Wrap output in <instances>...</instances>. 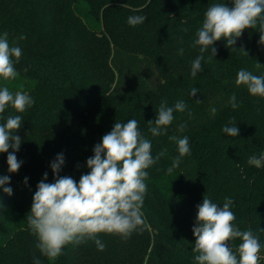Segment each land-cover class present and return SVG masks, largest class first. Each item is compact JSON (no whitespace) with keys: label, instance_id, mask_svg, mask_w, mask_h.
I'll return each instance as SVG.
<instances>
[{"label":"trees","instance_id":"trees-1","mask_svg":"<svg viewBox=\"0 0 264 264\" xmlns=\"http://www.w3.org/2000/svg\"><path fill=\"white\" fill-rule=\"evenodd\" d=\"M214 3L232 6L231 0H0V36L6 32L10 46L22 51L19 63L14 61L18 77L0 78V88L27 92L35 101L23 113L9 106L0 114V124L21 116L15 134L22 141L16 156L23 162L10 173L8 153H0V176L10 177L5 187L13 190L9 196L0 188V264L36 259L40 264H195L192 228L205 195L221 207L231 198L234 225L251 229L264 245V166L247 163L264 153V98L235 84L241 69L264 75L260 22L244 30L234 46L215 42L214 57L211 46L201 54L194 41ZM136 15L145 16V22L130 26L127 18ZM199 55L202 71L193 77ZM193 87L198 89L194 97ZM233 94L240 105L235 110L229 104ZM165 99L169 106L183 100L187 108L173 113L167 134L154 137L147 123L156 119ZM129 119L139 122L154 158L167 149L147 169L144 225L126 239L99 234L103 251L86 240L67 245L50 261L27 222L38 183L45 172L46 182H54L50 164L60 153L65 163L59 175L78 183L90 171L86 161L94 146L116 122ZM230 121L239 128L238 137L222 131ZM182 123L186 127L178 132ZM184 136L190 152L168 174L179 155L173 137ZM240 243L229 242L234 251ZM261 257L264 264V248Z\"/></svg>","mask_w":264,"mask_h":264},{"label":"clouds","instance_id":"clouds-1","mask_svg":"<svg viewBox=\"0 0 264 264\" xmlns=\"http://www.w3.org/2000/svg\"><path fill=\"white\" fill-rule=\"evenodd\" d=\"M232 6L225 3H214L204 13L202 27L198 29V39L194 46H200L203 54L211 46L213 57L217 49L215 42L224 40L226 47L234 46L246 29H256L259 23L260 40L264 45V0H231ZM145 16H129L127 23L137 26L144 23ZM186 31V29H185ZM26 39V37H19ZM243 49V48H241ZM244 50V49H243ZM183 54V49H180ZM248 55V53L245 51ZM22 51L18 46H10L8 34L0 36V78L5 81L15 80L19 73L15 63H19ZM199 55L192 63L191 75L195 77L202 71ZM260 63L257 62V67ZM27 69H25L26 71ZM237 86H246L252 96L264 98V75H254L241 69L235 80ZM198 89L193 87L190 95L194 97ZM34 99L24 91L11 92L7 86L0 88V114L11 106L16 112L23 113L34 105ZM229 104L235 110L240 105L233 94ZM187 108L185 101L179 100L174 106H169L163 100L156 110L155 120L148 121V131L152 136L167 134L168 127L174 119V112L183 113ZM216 113V109H211ZM189 116L191 112L189 111ZM20 115L8 116L4 124H0V153H8L7 165L10 173H16L22 165L16 152L21 147V137L15 132L21 127ZM232 126H225L222 131L231 137L239 136V128L234 121ZM186 124H180L178 132H183ZM177 142L179 155L173 159L167 173L172 174L178 168L181 157L189 154L188 137H173ZM9 149L13 151L9 152ZM151 141L141 132L136 119L126 123L116 122L112 130L102 136L101 142L94 146V155L86 161L90 171L82 174L79 182L71 176H60L65 163L63 153L56 156L50 167L54 182H46L47 172L37 185L33 195L27 222L32 232L37 236V248L50 261L63 255L64 248L69 244L79 245L86 240L95 241L99 250L105 245L97 238L99 234H115L128 238L144 223L142 207L147 192L145 180L151 166L157 164L161 157L167 154L162 149L155 158L152 155ZM247 163L257 168L264 166V153L259 157L252 155ZM28 180L25 178L24 183ZM10 183L9 176H0V188L9 196L12 188L5 187ZM233 200L226 198L222 207L212 202L206 195L203 202L197 205L196 224L192 228L195 243L192 248L195 264H260L262 259L261 244L257 234L249 230L241 231L234 225L235 214L231 211ZM264 231V228L260 229ZM239 239L241 243L235 251L230 241ZM34 264H40L39 259Z\"/></svg>","mask_w":264,"mask_h":264}]
</instances>
